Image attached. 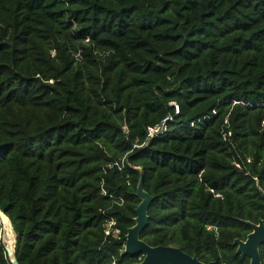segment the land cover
Returning <instances> with one entry per match:
<instances>
[{
  "label": "trees",
  "instance_id": "16d2710c",
  "mask_svg": "<svg viewBox=\"0 0 264 264\" xmlns=\"http://www.w3.org/2000/svg\"><path fill=\"white\" fill-rule=\"evenodd\" d=\"M138 168L152 197L140 240L249 264L233 241L264 221V0H0V210L16 262L141 261L120 254ZM111 218L119 239L104 238Z\"/></svg>",
  "mask_w": 264,
  "mask_h": 264
},
{
  "label": "water",
  "instance_id": "95a60500",
  "mask_svg": "<svg viewBox=\"0 0 264 264\" xmlns=\"http://www.w3.org/2000/svg\"><path fill=\"white\" fill-rule=\"evenodd\" d=\"M140 171L139 180L136 186L135 197L139 199V204L135 209L134 225L127 229L125 235L124 254L134 257L139 254L143 255L141 261L134 264H215L214 262L203 263L196 256H189L174 246H149L139 239L140 233L148 225L147 210L152 202V197L143 189V171ZM260 196L264 201V192L259 190ZM0 221L8 222L10 230L14 235L13 247L10 248L5 241L2 246L11 264H18L15 260V234L8 216L0 210ZM251 231L246 235L245 240L235 239L233 245L236 246L235 253L246 256L249 264H261L259 247L264 243V221L259 219L258 222L241 221Z\"/></svg>",
  "mask_w": 264,
  "mask_h": 264
},
{
  "label": "built area",
  "instance_id": "2783aa9c",
  "mask_svg": "<svg viewBox=\"0 0 264 264\" xmlns=\"http://www.w3.org/2000/svg\"><path fill=\"white\" fill-rule=\"evenodd\" d=\"M171 106L174 107V115L178 114V106L175 103H171ZM173 122V115H167L164 119H162L160 121V123L154 125V126H148L147 127V134H146V139L147 140H151L155 137H159L163 134H165L167 132V128H168V124ZM123 132L127 134V127L123 126ZM230 136V133H223V140H226L227 137ZM124 163V161H123ZM118 165V164H115ZM122 168V166L120 167V169ZM102 195L106 196V193L104 190H102ZM123 199L118 198L115 199L114 203H116L117 205L121 206L123 204ZM1 222V221H0ZM116 226V221L115 219H109L105 222L104 224V229H103V235L104 238H109V237H113L115 239H119V233L115 228ZM1 237V234H0ZM0 243L2 245V241L0 239ZM125 244V243H124ZM124 244L120 250V254L124 253ZM111 264H122L120 263L116 258L112 259Z\"/></svg>",
  "mask_w": 264,
  "mask_h": 264
},
{
  "label": "bare ground",
  "instance_id": "6f19581e",
  "mask_svg": "<svg viewBox=\"0 0 264 264\" xmlns=\"http://www.w3.org/2000/svg\"><path fill=\"white\" fill-rule=\"evenodd\" d=\"M3 224V228L5 227V225L8 227L9 230V238L6 239V236L4 234V239H5V243H7V245L12 248L13 247V243H14V235L12 234L11 230H10V225L8 222H4Z\"/></svg>",
  "mask_w": 264,
  "mask_h": 264
},
{
  "label": "rangeland",
  "instance_id": "374dc122",
  "mask_svg": "<svg viewBox=\"0 0 264 264\" xmlns=\"http://www.w3.org/2000/svg\"><path fill=\"white\" fill-rule=\"evenodd\" d=\"M0 234H1L0 239H1L2 243H3V241H5L4 234L6 236V239L9 238V230H8V227L5 225V227L3 228L2 222H0Z\"/></svg>",
  "mask_w": 264,
  "mask_h": 264
},
{
  "label": "clouds",
  "instance_id": "9594fccd",
  "mask_svg": "<svg viewBox=\"0 0 264 264\" xmlns=\"http://www.w3.org/2000/svg\"><path fill=\"white\" fill-rule=\"evenodd\" d=\"M211 227H208V229H210Z\"/></svg>",
  "mask_w": 264,
  "mask_h": 264
}]
</instances>
